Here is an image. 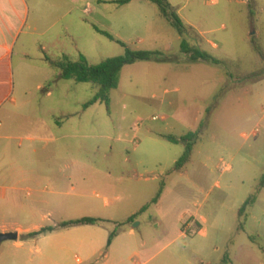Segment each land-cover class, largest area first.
<instances>
[{"label":"rangeland","instance_id":"1","mask_svg":"<svg viewBox=\"0 0 264 264\" xmlns=\"http://www.w3.org/2000/svg\"><path fill=\"white\" fill-rule=\"evenodd\" d=\"M27 1L15 57L17 103L0 111V233L5 226L19 237L0 242V264H115L119 249H130L127 264L149 257L154 264L186 249L217 264L242 247L259 250L264 0H169L185 35L150 0ZM184 39L221 64L190 61ZM128 48L158 50L167 60L126 65L109 107L86 108L98 86L60 79L50 61L84 55L97 65ZM197 131L190 160L177 169L187 146L181 138ZM253 195L256 206L240 216ZM84 217L100 221L63 226ZM50 226L39 236L23 234Z\"/></svg>","mask_w":264,"mask_h":264},{"label":"trees","instance_id":"2","mask_svg":"<svg viewBox=\"0 0 264 264\" xmlns=\"http://www.w3.org/2000/svg\"><path fill=\"white\" fill-rule=\"evenodd\" d=\"M132 0H117L116 2L119 4H126ZM158 5L160 8L161 14L170 20L172 26L178 31L180 35H185L187 33V27L180 17V15L173 9L169 0H150ZM96 30L108 37L110 40L117 41L120 44L124 45V42L116 39L114 35L109 33L108 31L102 30L96 27ZM182 50L190 56V61L196 62L199 60H204L208 62H212L214 64H221V61L214 57L211 53L202 50L196 46H192L188 40L184 39L182 42ZM167 60L164 57V53L158 50H132L127 49L124 55L111 57L100 64L93 65L90 64L87 58L82 55L78 61H70L67 57H64L61 60H50L52 65L61 70L60 78L61 79H74L79 83H93L98 86L99 90L96 95L85 104V107L88 108L91 105H94L97 102L105 103L107 107L110 106V92L111 90L117 88L119 86V76L120 72L126 65H132L137 63L138 61H158L162 62ZM199 132H189L187 135L183 136L181 140L187 142V146L183 156L177 162V169H181L191 158L194 140L198 137ZM168 139L172 142H178L179 140L173 136H168ZM261 187H264V179L262 180ZM159 196L154 200L157 202ZM255 195L251 196L244 203L242 208L240 209V214L246 211L248 205L254 203L256 201ZM146 207L142 209L144 211ZM134 217V216H133ZM130 218V220L133 219ZM100 219L94 217H84L78 220H74L71 222H67L63 224V226L68 225H79V224H95L99 222ZM55 227H43L38 231H34L29 233L27 237H35L39 236L48 231H54ZM116 236V232H113L109 237V246L112 244L114 237Z\"/></svg>","mask_w":264,"mask_h":264},{"label":"crops","instance_id":"3","mask_svg":"<svg viewBox=\"0 0 264 264\" xmlns=\"http://www.w3.org/2000/svg\"><path fill=\"white\" fill-rule=\"evenodd\" d=\"M29 10L30 6L27 0H0V111L2 109L10 111L11 109L8 108V106L10 107L12 104L15 106L17 103V99L14 97L16 92V47L20 36L24 31ZM37 90L45 91L48 97L53 96V90L51 87H44L40 84L38 85ZM8 103L10 104L8 105ZM3 126L4 121L3 119H0V129ZM261 192L262 189L260 190V193ZM254 204L256 206L257 201H255ZM245 212L240 214V216H243ZM251 218L255 219V215H251ZM193 223L198 225V227L202 225L201 221L197 220L195 217H193ZM247 226L248 225L244 227L242 225L241 229L245 230ZM1 232L6 233L13 231H10L8 228L6 229L4 226ZM250 232L251 240L257 243V237L255 236L254 231ZM29 233L32 232H24L23 234L28 235ZM20 244V242L17 243L18 246H20ZM117 251L120 253L119 258L115 257V264H127V259L123 256L125 255V252L130 251V249H119ZM137 254L140 253L136 252L130 257V260L134 263L136 262L134 256ZM188 254L191 255L189 259L185 257ZM107 255V257H111L112 253L110 252ZM120 255H122V257H120ZM174 255H179L181 259L185 261V264H214L212 262L204 261L201 253L198 250L192 249H186L178 254L171 253L154 264H176L179 260L175 258ZM226 255V261L222 262V258L217 264H264V242L259 243V250L250 247H242L234 257L231 253H227ZM151 258L152 257H149L142 264H150Z\"/></svg>","mask_w":264,"mask_h":264},{"label":"water","instance_id":"4","mask_svg":"<svg viewBox=\"0 0 264 264\" xmlns=\"http://www.w3.org/2000/svg\"><path fill=\"white\" fill-rule=\"evenodd\" d=\"M19 234L17 232H6V233H0V242L6 241V240H16L18 239Z\"/></svg>","mask_w":264,"mask_h":264},{"label":"built area","instance_id":"5","mask_svg":"<svg viewBox=\"0 0 264 264\" xmlns=\"http://www.w3.org/2000/svg\"><path fill=\"white\" fill-rule=\"evenodd\" d=\"M154 119H157V116L153 117Z\"/></svg>","mask_w":264,"mask_h":264}]
</instances>
